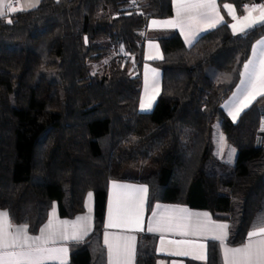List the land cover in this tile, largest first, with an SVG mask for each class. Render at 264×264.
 <instances>
[{
  "label": "trees",
  "instance_id": "obj_1",
  "mask_svg": "<svg viewBox=\"0 0 264 264\" xmlns=\"http://www.w3.org/2000/svg\"><path fill=\"white\" fill-rule=\"evenodd\" d=\"M224 1L239 13L264 4ZM171 17V0H41L0 18V210L36 234L55 203L72 219L93 193L94 227L69 245L70 264H106L111 181L147 185V214L156 203L211 210L229 223V246L261 224L264 98L236 124L222 105L264 26L233 35L226 18L190 48L176 31L157 33L163 58L152 65L162 71L161 93L152 112L140 113L143 33L149 20ZM217 123L237 152L233 165L214 155ZM155 245L139 234L135 264H156ZM207 264H223L217 242L208 243Z\"/></svg>",
  "mask_w": 264,
  "mask_h": 264
},
{
  "label": "crops",
  "instance_id": "obj_2",
  "mask_svg": "<svg viewBox=\"0 0 264 264\" xmlns=\"http://www.w3.org/2000/svg\"><path fill=\"white\" fill-rule=\"evenodd\" d=\"M40 2L35 7H29L27 0H19V2H17V0H13V6L17 7L18 9L23 8L24 9L23 11H30V10L36 9L40 5ZM171 4H172V17L168 19L149 20L144 30V33H143L145 63L142 66V90H141V96H140L139 107H138V110L140 113L145 114V113L152 112L156 105L158 97L161 93L162 71L154 67L152 65V62H157V61L162 60L159 57L163 58V53H162L159 43L155 40V35L162 31H168V30L176 31L181 37L185 47L190 48L196 43V41L201 36L205 35L206 33L222 25V24L217 25L215 28H209L206 31H199L198 34L196 35V38L192 41V43H188L186 42V36L182 34L180 27H174V28L173 27H162L160 26V23L154 26L152 23L153 21L164 22V21L181 19L177 17V5L175 3V0H171ZM225 4H231L236 9V13L238 16L245 14V11H244L245 6L252 7L254 5H260L255 2L245 4L242 7V12L239 13L234 4L227 2V1H224L221 3L220 0H217V6L219 9V13L221 16L224 17V21H226V18L229 19V24L234 23V21H232L231 16L228 14L227 10L224 8ZM255 15H259V13H255ZM184 24H185V32H187L188 31V27H187L188 21L185 20ZM191 27H192V30L195 32L198 28H201L204 26L201 25L198 21H192ZM229 29L231 33L233 34L232 29L230 27ZM236 35H242V34L238 33ZM254 47L257 49L255 56L253 55ZM262 51H264V37L260 38L253 44L251 51H250L249 58L245 62V64L248 63L249 60H253L254 65L257 64L260 58V53ZM244 65L241 71L240 79L235 89L233 90L230 97L222 105V109L224 113L229 118V120L234 124H236L239 121L243 113L247 111L253 104H255L260 99L264 98V96H258L257 99L253 101L252 104L248 108H246L243 112L240 113V115L237 117L235 121L233 120L232 115L230 113L234 107L235 102H237L239 99L243 97L244 89L247 87L248 77L243 75L245 72ZM152 70H155V72H153ZM242 80L245 81L244 84L241 83ZM149 100L152 103V107L148 110H142L140 106L141 102L142 101L147 102ZM259 111L261 115L260 116V131L261 133H264V100H262L259 104ZM219 144H220L219 148H216V145L214 144L215 157L224 163L233 165L235 163L236 154H237L235 148L227 144L224 136L220 137ZM113 182H116L119 185H124L127 187L120 188V189H113L112 187ZM141 185L147 186L145 184L136 183L132 181H111L108 184L107 202H106V210H105V218H104V231L102 234V244L106 252V264H109L108 246L105 243L106 236L108 238L109 243H114L117 237H135L134 243H135V248L137 252L138 236L139 234H142V233L150 234L156 238L155 252H156V255L158 256L156 264H174V262L175 264H204V262L193 260L192 258L188 256L170 255L169 253L175 252L177 250H188L189 249L188 245H177L174 243H169L170 241H179V240H195L197 243L206 244L207 248H208L209 242L211 241L217 242L220 246L222 263L224 264L223 246L221 245L219 241L212 240L210 238V236L212 235L211 232L206 233L205 235L185 236V235L180 234V232L183 231L184 229H174L171 231H151V232L148 231L149 227H153V228L156 227V222L158 220H168V219H172L173 221L179 220L180 223L182 224H194L197 220H199L202 224H204L208 228H212L214 224H217V225L226 224L228 227L226 229L227 236L225 238L224 245H226L229 248H239L248 242V237H247V239L242 245L235 246V247L229 246L227 242L228 236H229V223L226 221L215 220L213 218L211 210L192 209L190 207H187L185 205H180V204L156 203L153 206V209L150 212V214H147L148 194H147V198L141 204L142 194L134 190L135 188ZM88 194L85 199V211L82 214H79L72 219L62 218L59 214L58 205L55 203L50 209L45 223L40 227V229L38 230L36 234H31L27 227L28 235L31 237H37V236H41L42 230H44V234L46 235L47 231L49 230V226L51 225L52 229L56 232V237L54 238V240L49 241L45 246L49 249L67 248V253L64 256V264H70L69 245L73 242H82L86 240L93 230L95 207H94L93 199L92 198L91 200L88 199ZM180 209H186L187 212H181ZM0 211L7 212L4 210H0ZM53 211H55V216L52 215ZM110 212H111V222L114 224L121 225L120 227L110 228L107 226L110 222ZM205 214H207V216H205ZM81 217L84 218L82 223L87 225V232L80 235L78 239L73 240L70 238L72 233L75 231V229L72 228V224L77 221V218H81ZM137 217H139V221L143 228V231L134 230ZM63 222H67V224L65 225ZM21 226H25V225L12 224V229H10V231H15L17 228ZM188 230L191 231V229H188ZM61 233L67 234L69 236V239H62ZM161 237H163V241H164L163 244L161 243ZM135 262H136V256H135L134 264ZM45 264H61V260L59 259L46 260Z\"/></svg>",
  "mask_w": 264,
  "mask_h": 264
},
{
  "label": "snow or ice",
  "instance_id": "obj_3",
  "mask_svg": "<svg viewBox=\"0 0 264 264\" xmlns=\"http://www.w3.org/2000/svg\"><path fill=\"white\" fill-rule=\"evenodd\" d=\"M19 2V0H17ZM29 7H35L40 0H27ZM177 5V17L179 20H170L164 22L153 21V25L160 23L162 27H180L182 34L186 36V42L192 43L199 31H206L209 28H215L217 25L224 24V17L220 15L217 6V0H175ZM224 8L231 16L232 21L228 25L232 29L234 35L243 34L249 29L255 28L257 25L264 26V4L254 5L252 7L245 6V14L238 16L236 9L231 4H225ZM23 8L13 6V0H0V18H5L8 14L17 11H23ZM259 13V15H255ZM187 20L188 31L185 32L184 21ZM198 21L204 27L198 28L195 32L192 30L191 22ZM8 23H12L9 19ZM257 49L253 48L255 56ZM162 59V57H159ZM247 76V87L244 89L243 97L235 102L231 111L233 120L248 108L258 96H264V51L260 53V58L257 64L254 65L253 60H249L244 65ZM155 72V70H152ZM242 84L245 81H241ZM141 109L148 110L152 107L151 101H142ZM113 189L125 188L127 186L119 185L116 182L112 184ZM141 195V204L147 198L148 188L141 185L134 189ZM92 194H88V199L91 200ZM181 212H187L186 209H180ZM55 216V211L52 213ZM155 215V213H154ZM207 216V214H205ZM183 219V218H181ZM260 226L253 227V230L248 233V242L239 248H229L224 245L227 236L226 224H214L212 228L206 227L199 220L194 224H182L179 220L173 221L158 220L156 227H149L148 231H171L174 229H184L180 232L181 235H205L211 232L210 238L219 241L223 246V261L224 264H264V215L259 217ZM84 218H77V221L72 224L75 231L71 235V239L76 240L80 235L87 232V225L82 223ZM65 225L67 222H63ZM108 227H120L119 224L110 222ZM12 224L10 222L9 213L0 211V264H45L46 260L59 259L61 264H64V256L67 253V248L49 249L45 245L54 240L56 232L51 225L47 234L42 230L41 236L31 237L28 235L27 226H21L15 231H10ZM188 229H191L189 231ZM136 231H143L139 217L136 219ZM62 239H69L65 233H61ZM135 237H117L114 243H109L106 236L105 243L108 246L109 264H134L136 256ZM163 237L161 243L163 244ZM177 245H188V250H177L169 253L170 255L188 256L193 260L202 261L204 264L208 262V248L204 243H197L195 240H179L170 241ZM18 249V250H17ZM175 264V262H174Z\"/></svg>",
  "mask_w": 264,
  "mask_h": 264
},
{
  "label": "rangeland",
  "instance_id": "obj_4",
  "mask_svg": "<svg viewBox=\"0 0 264 264\" xmlns=\"http://www.w3.org/2000/svg\"><path fill=\"white\" fill-rule=\"evenodd\" d=\"M129 71H130V74L131 75H134L133 68H130ZM219 128H220V126H219L218 123L214 125V129H213V143L216 145V148H219V145H220L219 144L220 137L224 136V134L221 132V130H219ZM136 172L137 171H130L128 173V176L131 177V176L139 175V173H136ZM91 194H92V199L95 202L94 195H93V193H91Z\"/></svg>",
  "mask_w": 264,
  "mask_h": 264
}]
</instances>
